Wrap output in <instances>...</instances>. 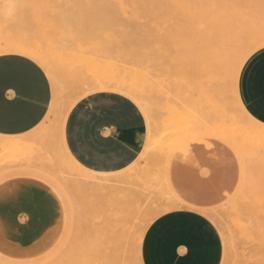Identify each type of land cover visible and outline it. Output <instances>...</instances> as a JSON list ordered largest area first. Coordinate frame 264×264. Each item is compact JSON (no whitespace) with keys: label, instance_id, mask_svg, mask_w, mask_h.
<instances>
[{"label":"rangeland","instance_id":"1","mask_svg":"<svg viewBox=\"0 0 264 264\" xmlns=\"http://www.w3.org/2000/svg\"><path fill=\"white\" fill-rule=\"evenodd\" d=\"M210 1L212 0H201L207 6H201L202 9L198 11L196 5L195 10L201 13L197 14L192 9L197 15L193 16L189 9V6L192 8V4L189 5L192 2L189 3V0H0V43L21 39L28 42L24 44H29L31 49L42 53L45 59L61 64L62 67L57 71L53 70L51 77L47 73L53 86V101L44 122L28 135L11 138L0 135L7 137L3 139L5 142L7 139H21L17 144L19 150L6 148V151L0 146V173H8L9 177H13L14 174L19 175L18 171L24 173L29 168L46 174H59L62 170L59 159L66 153L63 147V130L68 114L78 102L94 93L86 89L79 78H125L146 91H152L153 105L156 103L153 113L159 124L158 130L154 136L150 132L136 161L141 173L134 181L123 179L122 171L108 174L93 172L87 176L70 174L71 177L75 176L74 179L84 186L102 182L133 190L138 195L137 204L143 206L144 212H150L148 210L151 209L154 210L152 212L160 211L159 208L163 209L166 202L176 197L182 198L179 178L185 183L205 182L212 195L209 208L220 221L216 227L223 240L224 258L229 256L228 262L222 261V264H248L250 261V264H255L261 260L257 258V243L262 238L258 236L262 228L256 223L260 211H264V144L260 140L246 142L242 137L236 138L235 133L228 132L227 129L222 131L221 128L226 126L221 121L196 122L197 117L201 116V109L198 108L200 97L195 88L196 75L193 72L194 61L192 63L191 60L194 59L193 52L204 42L226 44L228 51L241 49L243 39H246L241 38L243 31L249 27L254 16L260 22L262 20L261 24L264 25V0H230L227 1L229 6H222V1L218 3L217 0V5L214 4L216 0L212 1L213 4ZM51 78L63 84L64 89L70 84L72 91L67 90L68 88L63 90L60 84L62 88L59 86L58 90L55 89ZM182 106L189 108L191 112H185ZM144 111L151 123L150 115L145 109ZM188 115V120L177 123L181 117ZM150 126L152 130V124ZM41 139L47 141V145L52 144L53 148L47 146L49 148L43 154L54 156L56 162L53 166H43L46 163L44 161L29 163L31 166L37 165L36 168L23 160H17L13 164V155L29 154L26 150L31 152L29 149L36 147V142ZM150 151L152 152L149 153ZM43 154L40 156H44ZM178 170L194 175L180 177ZM69 186L70 203L73 209H77L75 213L70 210V217L74 218L73 226L77 225V230L90 226V223H97L99 219L95 218L105 212L102 209L105 204L112 205L113 208L117 205L110 197V203L106 199L105 204H101L90 193L82 191L84 189L81 190L74 184L72 188ZM60 199L65 214L64 229L58 242L49 251L34 258L44 259L43 264H59L56 263L57 260L63 264V260L66 261L63 253L73 258L69 254V246L73 243L72 240L70 245L76 234L73 230L76 227L71 228L72 219L67 228L73 233H66L65 224L67 225V218L70 217L66 203L61 197ZM88 201H91L89 206ZM162 204L164 206L159 207ZM86 205L88 208L93 206L85 209ZM85 220L89 221L88 225L83 223ZM80 221L83 224L79 226L81 228L78 227ZM87 229H92V226ZM82 232L80 235L92 234V231ZM70 234H73V238L68 237ZM97 251H93V259L98 257ZM59 253H62L61 256ZM260 257L264 258V255L261 254ZM100 258L104 262V257ZM68 259L67 262H70ZM106 260L103 264L110 261ZM127 262L133 264L130 256Z\"/></svg>","mask_w":264,"mask_h":264},{"label":"crops","instance_id":"2","mask_svg":"<svg viewBox=\"0 0 264 264\" xmlns=\"http://www.w3.org/2000/svg\"><path fill=\"white\" fill-rule=\"evenodd\" d=\"M238 91L246 111L264 124V47L243 65ZM52 101L53 86L40 65L20 55L0 56V135L30 134L44 122ZM150 132L143 107L113 90L94 91L83 98L71 109L63 130L72 159L89 172L105 174L134 167ZM177 173L184 178L194 175ZM179 181L182 198H200L197 205L211 206L212 195L205 182ZM57 194L45 182L26 175L0 183V254L16 260L34 259L58 242L65 214ZM223 256L217 227L188 209L154 220L141 245L142 264H222Z\"/></svg>","mask_w":264,"mask_h":264},{"label":"bare ground","instance_id":"3","mask_svg":"<svg viewBox=\"0 0 264 264\" xmlns=\"http://www.w3.org/2000/svg\"><path fill=\"white\" fill-rule=\"evenodd\" d=\"M190 1L192 3H190ZM212 1H210L211 2L210 4H213ZM218 1H219L218 3H220L222 1V3H221L222 6L223 5L229 6L227 1H230V0H218ZM194 2H196V3H194ZM199 2L200 3H198V0H196V1L195 0H189V3H190L189 5L192 4V8H190L191 6H189L190 11L192 9L195 10L197 6H198L197 7L198 11L200 9H202L203 6L204 7L207 6L204 4V2H201V0ZM201 3H203L204 5L203 4L201 5ZM216 3H217V0H216V2H214V4H216ZM194 10H192L190 13H192L191 15H193V16H197L194 13L195 11L197 13V10H195V11ZM199 13H201V12H198L197 14H199ZM256 17L257 16H254L253 20H251V23L249 24V27L245 28L243 31L244 34L241 38L242 39L246 38L248 40V42H246V39H243L244 44L242 45V43H241L239 45V48H241V45H242L241 49H239L238 51H236V50L235 51H228L226 49V47H227L226 44L223 45L220 43L204 42L203 45L199 46L195 50V52H193L194 53V59L191 60V62L193 63V61H194L193 72L196 75L195 88H196V91L199 94V97L201 100V103H200V100L198 102V104H200L198 106V108L201 109V114H200L201 116L197 117L196 122L200 123L202 121H207V120L212 121V122L221 121L224 124V126H226V128H221L222 131H225L224 129H227L228 132L231 131V132H233V134L235 133L234 136L236 138L242 137L243 140L246 142H248L250 140H260L264 144V124L259 123L257 120H255L246 111V109L244 108V106L240 100L239 91H238L239 76H240V72H241L243 65L245 64L247 59L254 52H256L260 48L264 47V25L261 24V23H263L262 20L260 22L259 18H256ZM254 19H255V21H254ZM24 43H28V42H24L21 39L20 40L15 39V40L8 42V43L7 42L6 43H0V56L13 54V55H20V56H24L26 58H29L32 61L38 63V65H40L45 70V72L50 75V77L54 73L53 70L57 71L61 67V64L54 63L53 61H48L47 59L44 58L42 53L41 54L38 53L37 51L31 49L32 47H30L29 44H24ZM229 44H230V41H229ZM77 77L79 78L80 76H77ZM51 79H52V82H53L55 89L58 90L61 86H63V84L61 85V83L55 81V79H53V78H51ZM79 80H81L83 82V86L86 89H90L92 91H103V90L118 91V92H121V93L128 95V96L132 97L133 99H135L150 115V117L152 119V122L150 123V124H152L151 135L154 136V134L158 130L157 127L159 124L157 123V120H156V114L153 113V110L155 108L154 106L156 103L153 105L154 101L152 102V98H153L154 94L152 91H146L142 86L137 85L133 82H129L125 78L111 77V78H105V79L102 78V79H97V80H88V79L83 78V77L81 79V77H80ZM76 81H78V80H76ZM69 87H71L70 84L65 89H64V86H63V88L62 87L61 88L63 90H66L68 88L67 90H69L71 92L72 89L70 90ZM83 89H81V90H83ZM81 90H80V92H81ZM76 92H77V90H76ZM182 108L185 112H188V113L191 112L190 109L185 107V106L184 107L182 106ZM233 112H236L237 114H234ZM189 117H190V115L183 116V118L181 117L177 123H181L185 120H188ZM164 127H165V125H164ZM37 137H39V136H37ZM4 138H7V137H0V146L5 148L6 151L8 149H15V148H16L15 150H19V147H17V144L19 143V141L21 139H19V140L18 139H12V140L7 139L8 141L5 142L3 140ZM25 138H27V137H25ZM43 138H45V137H43ZM63 141H64V139H63ZM33 144H35V142ZM35 145H36V147L29 149V151H31V152H28L27 151L28 149L26 150V152L29 153L27 155L24 153L19 154V155L18 154L13 155V157H14V159L12 161V162H14L13 164L15 165V162L17 160L19 162L21 160H23V162H27V164H29V163L30 164H34V163L38 164L41 161H44L46 163L43 166H48V165L50 167L53 166L54 162H56V161H54V160H56V159H54V156L43 154V151H45L47 148H49V147L53 148L52 144L47 145V141L45 142L44 140L42 141V139H41L38 142H36ZM20 146H22V145H20ZM47 146H49V147H47ZM63 147L65 148L64 142H63ZM6 148H8V149H6ZM151 152L152 151H150L149 153H151ZM41 154H43L44 156H40ZM1 157H2V155L0 156V160H2ZM61 157L62 158H60V159L58 158L62 164L61 165L62 170L59 174H58V172H56L54 174L53 173L46 174L44 172L42 173V171H37L36 169L35 170L30 169L29 170V168H27L28 170L24 171V173H23V171H18L19 175L14 174L12 176L14 177V176L26 175V176H30V177H34L36 179H39V180L45 182L46 184H48L52 189H54L58 193V195L66 203V205H67L66 207L68 209L67 213H69L68 217H70V214H71L70 210L71 211L73 210L74 213L77 210V209L75 210V208L74 209L72 208L73 207V205L71 204L72 200L70 199L71 195L68 192L69 191L68 186L70 184H71V186H69V187H71V188L73 187V184H74L78 188H81V190L84 189L82 191H84V192L87 191L86 193H88V194L90 193L92 196H94L96 198V199H94V198L93 199L98 201L101 204L106 199H108V201H107L108 203L111 202L110 201L111 199L112 200L114 199L113 201L114 202L116 201V204H117L116 206L113 205V206H115V208H113L112 205H109L108 203H107L108 205H106L105 204L106 201H105L104 202L105 205L102 208V209H104L105 212L101 213L99 218L96 217V214H95V217H96L95 219H97V220L99 219V220L98 221L96 220L97 223H95L93 225H92V223L89 224L90 226H92V229H90V230L87 229L90 226L85 225L86 226V228H85L83 226V224H81V221L79 222L80 224L78 223L79 224L78 227L82 225L83 226L82 230H80V229L77 230V225L73 226V225H75L74 218H71V217L67 218L68 223L66 221V223H67V225L65 224L66 228L69 227L68 226L69 224L71 225V220L73 219L74 222L72 221V227L71 228L76 227L75 229H73L74 232H76V234H74V236H73V234L68 235V237L71 236L69 238L74 237L73 239H71V242H70V239H68L69 240L68 242H70V245H71L72 240H73L72 245L71 246L68 245V246L70 247V250H71L70 251L71 253H69V254H72L71 256L74 258V260H72L73 258H71L70 255L68 256V254L63 253V255H64L63 258L66 257L65 258L66 261L63 260L64 263L67 262V259L69 257L70 262L73 261L71 264H100V262L97 261V259L99 258L100 261L103 262L100 258V256H101V257H104L103 263H105V260L107 258L110 260V261L108 260L110 262V264H111V262L113 264H128L127 258H128V256H130L131 259L133 260V264H142L141 263V245H142L144 234H145L147 228L158 217H160L161 215H164L166 213L172 212V211L185 210V209L192 210V211L194 210V212L197 211V213L199 212V214L201 213L202 215L207 217L215 226H219V224H220L219 223L220 221H219L217 215L212 211L211 208L197 205L196 202L202 201V199H200V198L185 199V198H177L176 197L173 200L166 202L165 206L163 204H162V206H159V207L164 206L163 209L159 208V209H161L160 211L152 212L154 210L151 209V210H148L150 212H147V211L144 212L145 210H144L143 206L142 205L138 206V204H137L138 201H136V198H138L137 197L138 195H136L137 193H135V191H133V190H128V188L126 189L125 187H118L115 185H109V184L102 183V182L90 184L91 186L87 185V184H86V186H84L82 184L80 185L79 181L74 179L75 176L73 178V177H71V175H73V174L84 175L85 174L87 176L92 172H89V171L85 170L84 168H82L80 165H78L72 159V157L69 155L67 150H66V153L65 154L63 153ZM29 165H26V166L29 167ZM1 167L2 166L0 165V169H1ZM31 167L36 168L37 165L31 166ZM42 168H41V170H43ZM62 173H63V175H62ZM140 173H141V169L135 165L134 167L129 169L128 172H126V173L123 172V174H121V177L123 179H128V180L132 179L134 181V179H136V177L139 176ZM9 178H12V177H9L8 173L1 174L0 175V183L8 180ZM66 191L68 192L67 194H65ZM167 193H168V191H167ZM169 195L172 196V193L171 194L169 193ZM109 197L111 199H109ZM154 199L155 198H153V200ZM258 200H260V202H261L263 200V198H262V200L261 199H258ZM90 202L88 201V203H89V204H87L88 206L90 205ZM155 202H156V200H155ZM87 205L84 206L85 209H89L90 207L93 206V205H91L88 208ZM95 205H96V202H95ZM98 208H100V204H99ZM142 209L144 211H142ZM79 211H80V209H79ZM142 213H143V215H142ZM97 214L99 215L98 212H97ZM72 215H73V213H72ZM259 216H258L259 218L257 217L258 219H257L256 224H258V226L260 228H262V231L261 232L259 231L260 234L258 235V236H261L262 238L258 239L257 244H258L259 248H258L257 252H259V255H257V258H260L262 260L264 258H261L260 255L261 254L264 255V211L261 210ZM85 219H86V217H85ZM260 219H261V221H260ZM87 222L89 223V221L85 220V222H83V223L88 225ZM133 225H137V226L135 227ZM66 228H65V230H66ZM79 228H81V227H79ZM79 230H80V232H82V231L85 232V230H86V232H90V233L92 231V234L89 235V233H88L89 236L83 235V234L80 235L81 233L80 232L78 233ZM69 231H71L70 228L69 229L67 228L66 233H68ZM71 233H73V231H71ZM224 242L227 244V242L225 241V238H224ZM93 243L95 245H92ZM129 244H131V245L128 246ZM92 246H95V248L93 247L94 248L93 249ZM129 247L133 248V249L130 250ZM67 249L69 252V248H67ZM95 249H97L98 251ZM129 250H130V252H129ZM259 250H261V252L263 251V253H261ZM93 251L94 252L97 251V254H100V256L96 254V256H98V257L94 258L95 260L93 259V257L95 256ZM92 252H93V254H92ZM65 253H67V252L65 251ZM90 253L93 256H91ZM61 254H60V256H61ZM57 257H59V256L57 255ZM63 258L61 257V259H63ZM57 259H59V258H57ZM69 259H68V261H69ZM228 259H229L228 255H226L225 258L223 256L224 263H227ZM52 260L53 259H51V261ZM261 260L256 261L255 264H264V260L263 261H261ZM55 261H56V259L54 258V262ZM58 261L59 260H57L56 263L60 264V261L59 262ZM43 262H44V259L43 260H35V259L32 260L31 259V260L23 261V260H16V259L8 258V257L0 254V264H43ZM70 262H67V263L69 264ZM67 263H65V264H67ZM250 263H251V261L248 264H250Z\"/></svg>","mask_w":264,"mask_h":264}]
</instances>
